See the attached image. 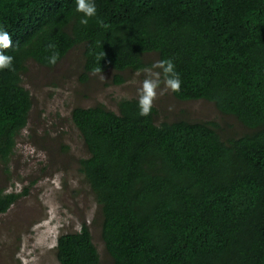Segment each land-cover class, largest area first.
<instances>
[{
  "label": "trees",
  "instance_id": "trees-1",
  "mask_svg": "<svg viewBox=\"0 0 264 264\" xmlns=\"http://www.w3.org/2000/svg\"><path fill=\"white\" fill-rule=\"evenodd\" d=\"M82 26L75 0H0L12 70H0V166L27 128L24 78L73 53L79 80L143 81L144 67L172 60L180 102L206 101L242 133L217 122L156 124L138 97L74 107L70 121L87 156L78 173L98 213L112 264H264V0H96ZM98 21H102L101 26ZM56 64L49 63L53 49ZM104 52L100 62L98 57ZM101 67L102 72L93 74ZM225 132V133H224ZM0 190V215L26 195ZM59 264H101L89 227L56 241Z\"/></svg>",
  "mask_w": 264,
  "mask_h": 264
},
{
  "label": "rangeland",
  "instance_id": "rangeland-1",
  "mask_svg": "<svg viewBox=\"0 0 264 264\" xmlns=\"http://www.w3.org/2000/svg\"><path fill=\"white\" fill-rule=\"evenodd\" d=\"M79 54L71 53L52 71L32 69L23 86L29 92L32 108L27 128L16 138L8 165L0 166V190L26 195L0 215V264H59L55 244L59 235L89 227L101 264H112L95 221L97 206L78 173V160L87 156L77 130L70 122L74 107L103 104L116 112L120 99L138 97L141 81L122 86L110 84L108 76L79 80ZM153 106L156 124L178 118L217 122L221 129L242 133L232 117H222L206 101L180 102L165 91Z\"/></svg>",
  "mask_w": 264,
  "mask_h": 264
},
{
  "label": "clouds",
  "instance_id": "clouds-1",
  "mask_svg": "<svg viewBox=\"0 0 264 264\" xmlns=\"http://www.w3.org/2000/svg\"><path fill=\"white\" fill-rule=\"evenodd\" d=\"M75 4V11L82 14L79 20L82 26H87L90 19L97 18L96 0H75ZM98 23L104 26L102 21H98ZM12 47V37L8 31L0 27V70H12L13 57L5 54V50ZM54 47V45H49V48L53 49L52 55L49 57V63L53 65L59 59V53L54 50ZM104 57L105 53L102 52L98 57L100 62ZM101 72V67H97L94 69L93 74H99ZM141 73L144 74L145 78L137 91L138 108L141 116H148L158 95H163L165 91H171L172 93H178L180 91L181 79L175 70L173 61L170 59L155 62L150 67L141 68L137 71L136 75H140Z\"/></svg>",
  "mask_w": 264,
  "mask_h": 264
}]
</instances>
